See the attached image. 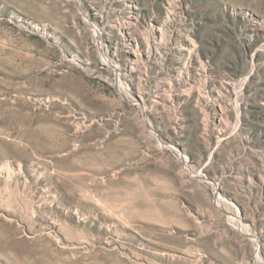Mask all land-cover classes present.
Returning <instances> with one entry per match:
<instances>
[{
  "label": "rangeland",
  "instance_id": "1",
  "mask_svg": "<svg viewBox=\"0 0 264 264\" xmlns=\"http://www.w3.org/2000/svg\"><path fill=\"white\" fill-rule=\"evenodd\" d=\"M0 264H264V0H0Z\"/></svg>",
  "mask_w": 264,
  "mask_h": 264
}]
</instances>
